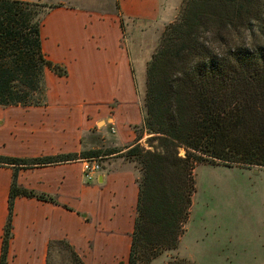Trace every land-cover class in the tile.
<instances>
[{"label": "trees", "instance_id": "obj_1", "mask_svg": "<svg viewBox=\"0 0 264 264\" xmlns=\"http://www.w3.org/2000/svg\"><path fill=\"white\" fill-rule=\"evenodd\" d=\"M57 7L0 0V107L41 106L45 69L66 74L41 50L40 27ZM142 129L152 149L136 143L123 154L139 172L127 264H152L177 249L195 166L264 167V0H184L179 21L163 30L147 63ZM101 154L0 156V167L14 168L0 264H7L14 199L48 200L18 188L17 170L108 155ZM58 246L69 264H84L65 241L49 244L46 264Z\"/></svg>", "mask_w": 264, "mask_h": 264}, {"label": "crops", "instance_id": "obj_2", "mask_svg": "<svg viewBox=\"0 0 264 264\" xmlns=\"http://www.w3.org/2000/svg\"><path fill=\"white\" fill-rule=\"evenodd\" d=\"M16 1L58 6L40 27L41 50L66 74L45 69L43 105L0 107V156L108 155L98 158L91 181L82 175V158L17 170L18 188L48 200L14 199L7 264H46L49 244L58 241L88 264L110 235L121 246L114 263L125 264L139 172L123 154L148 137L141 130L146 67L168 0ZM13 174V167H0V253Z\"/></svg>", "mask_w": 264, "mask_h": 264}, {"label": "rangeland", "instance_id": "obj_3", "mask_svg": "<svg viewBox=\"0 0 264 264\" xmlns=\"http://www.w3.org/2000/svg\"><path fill=\"white\" fill-rule=\"evenodd\" d=\"M157 31L158 40L152 53L162 34L161 30ZM148 138L149 135L143 145L139 144L146 150L152 149L148 147ZM183 154L179 150V156ZM191 188L188 190L191 205L177 249L162 253L152 264L181 260L188 264H261L264 261V167H227L219 162L198 164L192 171ZM119 243L110 235L103 250L99 248L92 254L88 264H115L113 259L122 255ZM51 259L52 264H69L67 253L60 246L52 251Z\"/></svg>", "mask_w": 264, "mask_h": 264}, {"label": "clouds", "instance_id": "obj_4", "mask_svg": "<svg viewBox=\"0 0 264 264\" xmlns=\"http://www.w3.org/2000/svg\"><path fill=\"white\" fill-rule=\"evenodd\" d=\"M184 0H168L166 4V14L163 18L159 16L156 23L161 29L167 28L169 25L179 21L183 11Z\"/></svg>", "mask_w": 264, "mask_h": 264}, {"label": "built area", "instance_id": "obj_5", "mask_svg": "<svg viewBox=\"0 0 264 264\" xmlns=\"http://www.w3.org/2000/svg\"><path fill=\"white\" fill-rule=\"evenodd\" d=\"M82 175L85 181H91L93 176L100 171L98 158H85L81 160Z\"/></svg>", "mask_w": 264, "mask_h": 264}, {"label": "water", "instance_id": "obj_6", "mask_svg": "<svg viewBox=\"0 0 264 264\" xmlns=\"http://www.w3.org/2000/svg\"><path fill=\"white\" fill-rule=\"evenodd\" d=\"M256 172V171H255Z\"/></svg>", "mask_w": 264, "mask_h": 264}]
</instances>
